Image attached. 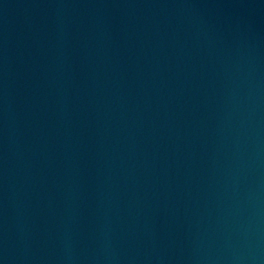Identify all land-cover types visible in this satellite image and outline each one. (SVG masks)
I'll list each match as a JSON object with an SVG mask.
<instances>
[{"label":"water","instance_id":"1","mask_svg":"<svg viewBox=\"0 0 264 264\" xmlns=\"http://www.w3.org/2000/svg\"><path fill=\"white\" fill-rule=\"evenodd\" d=\"M0 264H264V0H0Z\"/></svg>","mask_w":264,"mask_h":264}]
</instances>
